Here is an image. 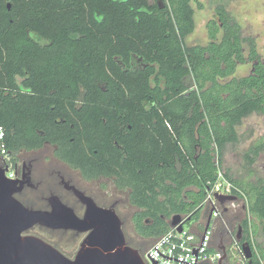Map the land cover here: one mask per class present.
<instances>
[{"label":"trees","instance_id":"1","mask_svg":"<svg viewBox=\"0 0 264 264\" xmlns=\"http://www.w3.org/2000/svg\"><path fill=\"white\" fill-rule=\"evenodd\" d=\"M191 1L0 0V126L8 152L68 140L71 134L54 121L62 103L48 98H129L125 107L134 106L132 99L151 100V151L136 154L129 174L136 181L133 203L151 206L135 216L136 228L155 239L176 213L198 218L226 148L239 139L237 126L264 103L263 71L257 78L233 76L244 61L242 40L223 7L216 9L220 24H206L205 45L185 44L195 27ZM263 146L258 140L248 148L249 164ZM224 175L240 189L235 194L252 218L234 231L241 228L238 243L252 250L245 261L263 264L252 235L264 234V177L251 170L247 178Z\"/></svg>","mask_w":264,"mask_h":264},{"label":"flooded vegetation","instance_id":"2","mask_svg":"<svg viewBox=\"0 0 264 264\" xmlns=\"http://www.w3.org/2000/svg\"><path fill=\"white\" fill-rule=\"evenodd\" d=\"M246 42L247 55H244L242 42L244 61L238 64L249 62L250 71L244 76L261 77L259 72L264 73V35L260 47L255 37L249 36ZM15 81L22 87L19 91L26 93L22 77L15 75ZM249 90L251 94L256 92L253 87ZM262 94L264 96V89ZM48 99L62 103V113L54 121L71 134L68 140L58 143L45 139L37 147H24L13 153L12 177L6 175L0 157L5 180L16 181L14 198L29 210L51 216V225L36 223L23 234L37 236L73 259L89 233V230H79L84 226L79 220L90 209L110 210L122 221L127 243L139 248L143 257L149 245L140 248L139 242L145 246L155 237L140 234L134 218L138 213L151 212V206L147 210L133 203L131 194L136 181L129 172L137 164L139 151H151V100L140 99V105L138 100L132 99L134 106L125 107L123 101L129 98L77 95ZM261 105L263 109L254 110L247 117L264 115V103ZM40 135H44L43 131ZM258 140L264 144V133L255 142ZM74 152L77 155H73ZM263 153L264 146L259 156ZM143 221L151 226L148 216Z\"/></svg>","mask_w":264,"mask_h":264},{"label":"water","instance_id":"3","mask_svg":"<svg viewBox=\"0 0 264 264\" xmlns=\"http://www.w3.org/2000/svg\"><path fill=\"white\" fill-rule=\"evenodd\" d=\"M7 7L10 8V3H7ZM15 182L6 181L4 170L0 169V264H146L139 248L127 243L121 227L122 221L110 210L90 209L79 220L84 225L79 230H89V233L73 259L37 236L24 235L23 232L36 223L51 225V216L23 207L13 196ZM214 196L221 203L237 199L235 195L216 193ZM212 210L213 207L202 206L201 212L207 213L202 235L209 227ZM219 219L224 229L218 232L214 230L216 235L213 243L220 252L217 264H227L234 255L231 241L234 237L240 241L241 228L237 234H233L221 215ZM196 220L176 213L171 216L169 226L180 232L185 224L193 225ZM241 250L249 262L252 257L250 245L242 242Z\"/></svg>","mask_w":264,"mask_h":264},{"label":"rangeland","instance_id":"4","mask_svg":"<svg viewBox=\"0 0 264 264\" xmlns=\"http://www.w3.org/2000/svg\"><path fill=\"white\" fill-rule=\"evenodd\" d=\"M191 4L194 10L195 27L193 32L185 38L186 45H205L208 42L206 24L209 20H215L220 24L216 9L223 7L229 17L236 21L239 26L244 55H247L246 40L249 36L255 37L257 46H261L264 35V0H192ZM249 71V62L238 64L233 76L239 78L248 74ZM237 132L239 139L235 144L226 148L220 169L223 172L227 170L233 178H247L249 170L253 171L255 176L264 177V153L258 155L259 157H256L255 161L250 164L244 157L249 146L264 133V115L252 114L245 117L241 124L237 126ZM254 175L248 180L252 179ZM246 217L252 219L242 207V202H240L235 208L227 209L224 220L228 228L234 233L237 224ZM184 228L189 230V225L185 224ZM222 229L221 224L217 226L216 231ZM216 231L212 237L213 242L215 241ZM154 240H151L148 244L145 243V246L140 245L143 243L139 242V247L145 248ZM252 241L256 247V252L264 254V234L258 232L256 235H252ZM262 263L264 264V261ZM227 264H236V261L230 259Z\"/></svg>","mask_w":264,"mask_h":264},{"label":"built area","instance_id":"5","mask_svg":"<svg viewBox=\"0 0 264 264\" xmlns=\"http://www.w3.org/2000/svg\"><path fill=\"white\" fill-rule=\"evenodd\" d=\"M0 157H2L6 175L12 177L14 174L13 163L5 145V130L2 126H0ZM235 192L241 193L240 189L225 177L224 172L219 170L216 182L207 191L201 205L213 207L212 218L220 217L221 208L225 210L235 208L240 202H242V207L245 209L242 199L226 200L221 203L214 196L216 193L236 196ZM215 229L216 226L209 225L204 235L198 236L189 230H185V228L179 232L175 227H170L166 233L156 238L143 251V259L146 264H217L220 252L209 251ZM231 246L234 252L239 253L243 264H247L241 245L235 237L231 241Z\"/></svg>","mask_w":264,"mask_h":264},{"label":"crops","instance_id":"6","mask_svg":"<svg viewBox=\"0 0 264 264\" xmlns=\"http://www.w3.org/2000/svg\"><path fill=\"white\" fill-rule=\"evenodd\" d=\"M226 211L227 210H225V212ZM206 223H207V213L202 212L198 216L197 220L194 221V224L193 225H189V231H191L192 233H195L196 235L199 236V235L202 234V228L204 227V225ZM209 225L216 226V228H217L218 225H221V220L219 218H211ZM210 247H213V249H214L213 251H219L218 249H216L215 243H213V241H211V246ZM234 256L232 255L230 257V259L232 261H234V262L236 261V264H243V261L241 260L239 253L234 252ZM233 257H234V259H233Z\"/></svg>","mask_w":264,"mask_h":264}]
</instances>
